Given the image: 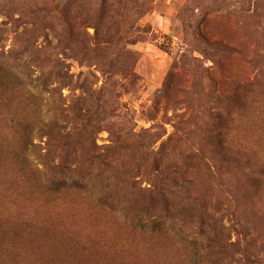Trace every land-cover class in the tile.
<instances>
[{"label":"rangeland","instance_id":"374dc122","mask_svg":"<svg viewBox=\"0 0 264 264\" xmlns=\"http://www.w3.org/2000/svg\"><path fill=\"white\" fill-rule=\"evenodd\" d=\"M0 60V264H264V0H0Z\"/></svg>","mask_w":264,"mask_h":264},{"label":"trees","instance_id":"16d2710c","mask_svg":"<svg viewBox=\"0 0 264 264\" xmlns=\"http://www.w3.org/2000/svg\"><path fill=\"white\" fill-rule=\"evenodd\" d=\"M55 6L58 10L62 9V8H59L61 7V3L56 4ZM70 19L74 22H72ZM77 20H79L78 15H76L75 11H72V16L70 18L67 17L63 20V23L66 26L64 27V30L70 33L71 28H74L77 25ZM68 26L70 28H68ZM96 35H97V32L94 34V38H92V39H95V41L92 43H90V41L88 40L86 41V43H84L83 39L80 40L79 43L82 45L81 52H84V53H90V51L97 52V49H99V47L97 45H93L96 42ZM87 39H91V38H87ZM21 52L23 55V62L20 65L21 70L18 71V75H17L18 77L16 78L22 79V81L20 80L19 81L21 82L20 83L21 87L24 90L30 91L32 89H36L38 86H41L42 89H46L47 88L46 86L51 83L50 82L51 80H55V81L62 80L63 78L67 77V75H65L66 74L65 70H63L64 68V65H62L63 62L60 61L59 58H56V57L53 58V52H50L45 49L43 51H40L39 48H37L34 44H30V43H28L25 46V48L21 49ZM127 52L128 51L126 50L120 51L119 49L117 51L112 52V54L117 58V60L118 58L120 59L122 56H125V59L119 62L117 64L118 67H116L119 69L121 67L120 65L122 64V66H125L124 68H122V71H125V72L129 69V63L125 61L127 60V57H128ZM93 58H94V55H91L90 57H88V60L91 61ZM110 64L109 66L113 68V66ZM35 67L39 69L41 74L39 73L37 75L34 74ZM6 71H7L6 64L0 60V73H4ZM52 76H53V79H52ZM17 81L18 80H16V82ZM107 114H108V117L112 115L114 116V114L111 112H108ZM90 154H92L89 157L90 161L91 160L100 161L98 164L107 163L106 161L104 162L103 158L101 157V154H98L96 152H92ZM101 158L102 160H100Z\"/></svg>","mask_w":264,"mask_h":264}]
</instances>
